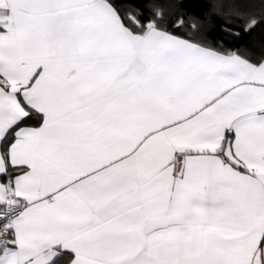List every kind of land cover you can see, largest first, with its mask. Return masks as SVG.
I'll return each instance as SVG.
<instances>
[{
    "label": "snow or ice",
    "instance_id": "6c2138e0",
    "mask_svg": "<svg viewBox=\"0 0 264 264\" xmlns=\"http://www.w3.org/2000/svg\"><path fill=\"white\" fill-rule=\"evenodd\" d=\"M0 264H264V0H0Z\"/></svg>",
    "mask_w": 264,
    "mask_h": 264
},
{
    "label": "trees",
    "instance_id": "16d2710c",
    "mask_svg": "<svg viewBox=\"0 0 264 264\" xmlns=\"http://www.w3.org/2000/svg\"><path fill=\"white\" fill-rule=\"evenodd\" d=\"M193 3H201L202 0H192Z\"/></svg>",
    "mask_w": 264,
    "mask_h": 264
}]
</instances>
